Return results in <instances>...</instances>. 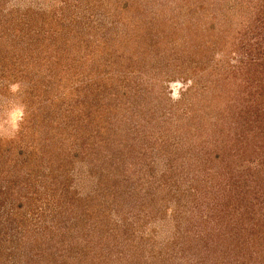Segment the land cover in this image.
Returning <instances> with one entry per match:
<instances>
[{
    "label": "rangeland",
    "instance_id": "obj_1",
    "mask_svg": "<svg viewBox=\"0 0 264 264\" xmlns=\"http://www.w3.org/2000/svg\"><path fill=\"white\" fill-rule=\"evenodd\" d=\"M208 12L200 0H0V264H222L213 217L236 211L241 224L243 203L203 195L188 166H234L233 188L262 168L264 147L247 156L233 135L220 152L208 140L202 104L237 54L233 36L208 39ZM262 188L249 194L259 210ZM194 237L202 251L176 243Z\"/></svg>",
    "mask_w": 264,
    "mask_h": 264
},
{
    "label": "trees",
    "instance_id": "obj_2",
    "mask_svg": "<svg viewBox=\"0 0 264 264\" xmlns=\"http://www.w3.org/2000/svg\"><path fill=\"white\" fill-rule=\"evenodd\" d=\"M186 1L196 2V0ZM200 1L205 8L209 10L207 15L211 16L212 12H214V14L217 13L216 17L211 19V26L209 27V30L215 28L216 32L213 30V34L209 35L208 39L212 37L213 40L218 38L219 41H224L227 40V36H233L232 39L236 41L234 53H237L234 54L236 59L233 65L226 66L225 63L217 65V67H220V70L216 72L217 74L215 73L217 76L215 77L216 80L213 82L215 93L212 98L204 101L202 104L204 110L209 108L212 116L215 118V121H210L211 123L209 124L210 131L212 132L211 136L214 141H212L211 138L208 140H210L211 143L213 142L218 152H220L222 151L221 148L224 145V141L227 140L230 135H233L237 142V145L235 143L233 147H240V149L237 150L240 154L247 153V156H253L254 154L246 152V147L252 146L254 149L258 150L264 147V0ZM191 31L193 34L196 33L194 29ZM2 35L3 34L0 36ZM206 87L204 90H208V86ZM194 112L196 113L197 111L195 110ZM200 120L204 122L207 121L203 118L197 121L200 122ZM201 130L203 131L204 128H201ZM189 134H191V139L195 143L194 146L197 145L198 141L200 142L199 146H196L200 147V150L198 152L196 151V158H199V152H201L200 155L203 158L209 154V151L212 152V150L207 147L208 142L199 138V136H201L199 133L189 132ZM215 136H217V138H215ZM218 139L221 140L218 141ZM230 140L232 141V139ZM230 140H227L228 144L232 143ZM256 151L257 150H255V152ZM227 154L230 155L232 153L229 152ZM260 162L262 163V168L258 170L259 173H257L258 171L254 172L252 170L250 171L251 174L249 172V175L246 177L243 178L241 176L240 179L236 181V183L241 181V184L233 188H230L227 184V181L232 178L224 168L235 169L236 167L234 166L227 165L224 162L223 164L221 163L222 166L219 170L226 174L217 172L212 174L205 165H203L201 169H198L195 164L188 166L190 169L195 168L198 171L206 172H204L207 177L206 179L200 176L202 172L193 176V179L198 183L204 181V183L201 184L204 186L203 195L209 192H212V194L214 193V195H220L222 191L223 194H221L222 197L220 195V200L222 199L223 203L228 200L231 202L233 199V201L243 203L242 210L238 214V219L240 216L243 217V219L240 217L243 220L241 224H238L239 222L233 224L235 222L231 223L230 221L234 220V215L237 213L235 210H233L235 212L232 214H223L225 217H223V215L220 217H213V219L219 222L218 225H215L216 222L213 224L211 233V236L217 241L213 243L214 249L219 248V255L216 257V262L220 260L222 264H264V210H259V207H255L252 198L249 196L250 193H253L254 187L257 189L263 187L262 190H259L258 196L261 197V195H263L264 199V157ZM260 172H262V174ZM213 180L215 183L212 182ZM232 182L235 183L234 181ZM250 183L253 188L246 195L245 189L247 184L250 185ZM196 192H198V186L196 187V185L190 186L187 191L189 195L194 197L196 196ZM0 203L2 205L4 201H0ZM218 204L222 205V201ZM220 205H213L219 215L221 213ZM229 216L230 218L228 220ZM222 217L227 219L225 222L226 224L223 220L224 225L229 228L227 234L225 229L220 225L219 219ZM0 222H2V219ZM89 230L90 232L97 231L92 225ZM181 231L182 230L178 231L179 235L183 233ZM183 231L187 232V230ZM25 235H27L26 232L22 233L21 238L26 239L27 236ZM41 235L43 237L47 236L44 235V233H41L40 236ZM223 238H229L231 241V245L226 249H224L223 246L221 247V241H219ZM196 239L197 238L194 237V241L189 240L186 242L184 239L176 243L178 245L180 244L182 251L185 252L189 251L188 249L194 250L198 248L202 251L203 245L201 244L204 243V241L200 240L198 242ZM248 243L252 245L249 246ZM224 260L229 261L225 263ZM167 261V264L173 263L172 259Z\"/></svg>",
    "mask_w": 264,
    "mask_h": 264
},
{
    "label": "clouds",
    "instance_id": "obj_3",
    "mask_svg": "<svg viewBox=\"0 0 264 264\" xmlns=\"http://www.w3.org/2000/svg\"><path fill=\"white\" fill-rule=\"evenodd\" d=\"M19 85H13L12 91H16ZM23 118V107L16 108L11 114H10V123L13 128H17L18 124L17 122L20 121Z\"/></svg>",
    "mask_w": 264,
    "mask_h": 264
}]
</instances>
